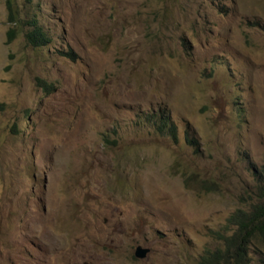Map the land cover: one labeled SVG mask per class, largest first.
Wrapping results in <instances>:
<instances>
[{
  "label": "rangeland",
  "instance_id": "obj_1",
  "mask_svg": "<svg viewBox=\"0 0 264 264\" xmlns=\"http://www.w3.org/2000/svg\"><path fill=\"white\" fill-rule=\"evenodd\" d=\"M263 165L264 0H0V264H203Z\"/></svg>",
  "mask_w": 264,
  "mask_h": 264
},
{
  "label": "trees",
  "instance_id": "obj_2",
  "mask_svg": "<svg viewBox=\"0 0 264 264\" xmlns=\"http://www.w3.org/2000/svg\"><path fill=\"white\" fill-rule=\"evenodd\" d=\"M11 22L14 20V13L11 9ZM31 28L25 33L26 41L32 47H44L51 43L48 34L42 27L32 20ZM259 27V24H255ZM15 36L11 30L9 38ZM72 56V53H67ZM46 86V85H45ZM144 124L151 126L155 132L162 136L169 137L173 142L179 143L180 131L178 125L173 121L170 110L166 106H160L140 117ZM184 141L191 147L195 154L199 153L200 143L196 132L191 126L184 130ZM255 179L258 184V202L250 209H237L228 219V225L233 228L231 234H218L222 241L223 248L208 253L203 257V264H251L252 256L259 243L264 242V165L255 170Z\"/></svg>",
  "mask_w": 264,
  "mask_h": 264
},
{
  "label": "water",
  "instance_id": "obj_3",
  "mask_svg": "<svg viewBox=\"0 0 264 264\" xmlns=\"http://www.w3.org/2000/svg\"><path fill=\"white\" fill-rule=\"evenodd\" d=\"M149 253V250L148 249H145L141 246H139L136 251H135V256L137 258H140V259H143V258H146L147 257V254Z\"/></svg>",
  "mask_w": 264,
  "mask_h": 264
}]
</instances>
